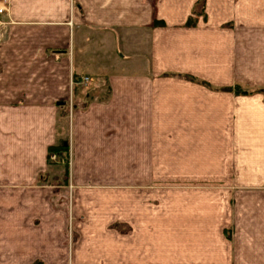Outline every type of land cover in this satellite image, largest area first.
Listing matches in <instances>:
<instances>
[{
	"label": "crops",
	"instance_id": "crops-1",
	"mask_svg": "<svg viewBox=\"0 0 264 264\" xmlns=\"http://www.w3.org/2000/svg\"><path fill=\"white\" fill-rule=\"evenodd\" d=\"M12 1L20 41L57 48L49 62L60 78L90 80L75 158L157 174L142 159L160 157L171 159L167 174L202 176L178 183L164 213L154 197L134 202L131 236L111 232L108 211L97 210L71 244H62L68 218L49 203L10 199L0 264H264V0ZM12 73L2 77L14 88ZM159 126L170 128L160 136ZM54 164L44 182L67 175ZM126 205L118 199L120 226Z\"/></svg>",
	"mask_w": 264,
	"mask_h": 264
},
{
	"label": "rangeland",
	"instance_id": "rangeland-1",
	"mask_svg": "<svg viewBox=\"0 0 264 264\" xmlns=\"http://www.w3.org/2000/svg\"><path fill=\"white\" fill-rule=\"evenodd\" d=\"M5 2L8 10L2 18L0 29V212L3 213L7 208L5 204L10 199L41 198L49 203L47 209L51 212H60V215L68 218L62 244L81 239L85 225L89 224H85L87 216L98 213L97 210L108 211L111 217L108 229L111 232L120 231L127 237L131 236L134 202L142 200L144 204L148 196L154 197L157 199L158 212L164 213L166 204L174 197L181 196L173 194L183 189L176 185L187 179L196 181L202 175L167 174L166 165L171 159L168 161L160 157L142 159V168L147 170L151 167L149 162H154L159 169L157 174L112 172L118 169L116 163L109 164L115 158H75L73 143L76 140V123L86 116L85 97L90 80L79 81L71 73L67 78H60L57 68L49 62V55L57 48L24 45L20 41L23 31L9 24L13 1ZM72 8L75 7L71 5ZM5 71L13 72L14 88L5 84V78L2 77ZM39 71H46L48 78L40 79L39 83L46 80L45 83L34 85L31 75H37ZM59 86L61 89L58 90ZM28 89L39 91L26 92ZM169 128L159 126L158 134L165 135ZM211 130L212 127L207 125L206 133ZM213 145L214 142L207 141V150H212ZM127 160L125 169L134 171L133 163ZM195 160L191 159L193 163ZM52 163H55L52 167L54 170L65 166L67 175L64 174L61 180L44 182L47 177L46 166ZM118 199L127 204L124 226H120L122 223L118 220L122 217L117 216ZM76 221L83 224L77 225ZM81 225H84L83 230L80 229ZM126 244L131 245L132 239H127Z\"/></svg>",
	"mask_w": 264,
	"mask_h": 264
},
{
	"label": "built area",
	"instance_id": "built-area-1",
	"mask_svg": "<svg viewBox=\"0 0 264 264\" xmlns=\"http://www.w3.org/2000/svg\"><path fill=\"white\" fill-rule=\"evenodd\" d=\"M7 6H6V2L5 0H0V29L2 27V18L5 15V12L7 11ZM1 33V32H0ZM0 40H1V34H0ZM85 82H87L89 79L88 78H84L83 79Z\"/></svg>",
	"mask_w": 264,
	"mask_h": 264
},
{
	"label": "trees",
	"instance_id": "trees-1",
	"mask_svg": "<svg viewBox=\"0 0 264 264\" xmlns=\"http://www.w3.org/2000/svg\"><path fill=\"white\" fill-rule=\"evenodd\" d=\"M192 23V20H189L188 24H191ZM158 24V23H157Z\"/></svg>",
	"mask_w": 264,
	"mask_h": 264
},
{
	"label": "water",
	"instance_id": "water-1",
	"mask_svg": "<svg viewBox=\"0 0 264 264\" xmlns=\"http://www.w3.org/2000/svg\"><path fill=\"white\" fill-rule=\"evenodd\" d=\"M60 104H63V103H60Z\"/></svg>",
	"mask_w": 264,
	"mask_h": 264
}]
</instances>
